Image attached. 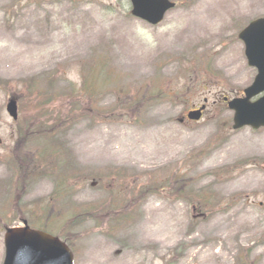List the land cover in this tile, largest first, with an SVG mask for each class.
Segmentation results:
<instances>
[{
  "label": "rangeland",
  "instance_id": "rangeland-1",
  "mask_svg": "<svg viewBox=\"0 0 264 264\" xmlns=\"http://www.w3.org/2000/svg\"><path fill=\"white\" fill-rule=\"evenodd\" d=\"M176 1L151 27L130 15L127 1L0 0V264L5 225L22 227L23 220L59 235L75 264H264V129L234 131L222 103L256 75L238 33L264 18V0ZM93 58L108 62L121 93L101 90L97 81V94H85L83 68ZM37 90L58 98L53 117L33 116ZM148 90L174 98L136 109L125 103ZM12 96L17 122L6 112ZM205 99L202 121L180 122ZM70 116L58 138L74 156V180L17 181L10 194L18 155L26 151L32 160L42 144L33 136L19 148L23 130ZM178 172L192 183L187 195L212 201L193 206L190 195L170 190ZM95 174L102 178H88ZM128 178L138 181L130 200L121 198L128 197ZM56 195L62 199L53 201L49 218L41 208ZM90 209L103 216L64 227Z\"/></svg>",
  "mask_w": 264,
  "mask_h": 264
},
{
  "label": "water",
  "instance_id": "water-1",
  "mask_svg": "<svg viewBox=\"0 0 264 264\" xmlns=\"http://www.w3.org/2000/svg\"><path fill=\"white\" fill-rule=\"evenodd\" d=\"M131 14L151 25H158L165 14L175 7L169 0H130ZM245 44V54L249 65L258 69L254 83L244 91V97L232 101L224 99L230 110L235 112L234 129L250 126L264 127V95L255 102L251 99L264 94V19L253 21L240 35ZM201 110L192 111L188 118L198 121ZM7 112L17 120V103L10 100ZM25 225H27L25 223ZM6 259L4 264H73V256L68 247L59 239L46 233L25 228L8 229L5 235Z\"/></svg>",
  "mask_w": 264,
  "mask_h": 264
},
{
  "label": "trees",
  "instance_id": "trees-1",
  "mask_svg": "<svg viewBox=\"0 0 264 264\" xmlns=\"http://www.w3.org/2000/svg\"><path fill=\"white\" fill-rule=\"evenodd\" d=\"M86 76L84 78L83 82V89L86 95H95L98 92V83L97 81H100L102 83V86L100 87L101 90H104L106 88H114L119 89V93L122 92V88L119 87L120 82L115 80L113 81L112 73L110 72L108 62L106 60H102L99 58H93L90 61L85 63L84 68ZM50 84L52 83V80L48 81ZM3 84V82L0 81V85ZM9 83L5 82L4 86H8ZM51 88V87H50ZM36 90V87H35ZM39 94L38 99L36 101L34 112L32 113L35 118H41V117H53L54 111H49V108H51L53 101L58 98L55 97L54 94L47 93L46 95H43L40 90H37ZM146 92V91H145ZM149 92V93H148ZM145 93V96L141 97H135L130 96L128 101H125V103L129 104L133 109L139 108L140 106H144L145 103H150V101H153V103L157 102L161 103L164 101H169L173 96H170L169 93L166 94L162 93L161 91L160 95L159 92L152 91ZM127 96V95H125ZM147 101V102H146ZM56 117V116H55ZM71 116L68 117H60L57 120L58 124L55 125H49L42 123L41 126L37 127L36 130L33 129V125H29L28 129L23 130L26 134L23 135L19 139V148L25 147L27 142H30V139L33 138V136H36V141H42V144L37 149V152L32 155V160L30 154H26V151H18L20 154L19 157V166L21 170L19 171L17 168L14 169L13 177L9 178L11 181L7 184V187L10 191V194L13 190H15L16 186L21 182L24 183V185H28L25 182H31L35 183L36 181H39L43 178H49L52 179L54 177L59 180L60 185L67 182L68 179H73L77 176L76 172L72 170L73 165H75L74 156L72 153H66L65 145L63 144V141L59 139L58 137L63 134L68 126L73 122L72 119H70ZM54 122V121H53ZM31 124V122H30ZM59 130V131H58ZM23 147V149H24ZM17 149V148H16ZM26 161L30 162L27 167H25ZM24 162V163H23ZM12 168V167H11ZM20 173H24V179L22 180L20 177ZM19 174V175H18ZM82 175V173H78ZM18 175V176H17ZM118 176H121L119 173ZM115 177V176H114ZM17 178V179H16ZM84 178V177H83ZM88 178H91L92 180L99 181L102 177L101 175L95 174L92 176H89ZM119 178V177H118ZM122 178V177H121ZM17 181L19 183H17ZM178 182V181H177ZM176 182V183H177ZM31 185V184H30ZM185 190V188L183 189ZM155 191V189H154ZM21 193H17L16 197L17 200L20 201L21 199ZM21 196V197H20ZM57 199H62L61 195L53 196L48 203L52 202L50 205H47L46 207H42L41 210L44 212L45 216H48L50 214V209L53 207V201ZM16 201V199H15ZM17 202V201H16ZM55 202H58L55 201ZM18 203V202H17ZM207 201H203L199 203V205L206 206ZM130 206L129 204L127 205ZM38 209H34L33 212H37ZM99 210H92L89 211H83L82 213L78 214L76 213L69 222L65 224L64 227L67 226L68 230H72L75 226L82 224L83 222L87 221L88 219H92V216L97 217V214ZM123 214L116 213L117 217H121ZM51 216H49L50 218ZM9 225L6 224L5 227H8Z\"/></svg>",
  "mask_w": 264,
  "mask_h": 264
}]
</instances>
